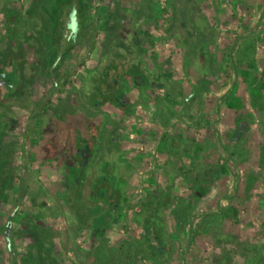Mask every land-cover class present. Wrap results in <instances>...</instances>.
Returning <instances> with one entry per match:
<instances>
[{
	"label": "rangeland",
	"instance_id": "rangeland-1",
	"mask_svg": "<svg viewBox=\"0 0 264 264\" xmlns=\"http://www.w3.org/2000/svg\"><path fill=\"white\" fill-rule=\"evenodd\" d=\"M64 1L0 0V71L11 54L26 51L27 67L42 58L26 100L6 99L0 90V264H24L29 252L42 258L49 247L50 260L42 264H264V219L257 210L264 191V0H234L235 6L223 0H78L82 40L59 58L52 44ZM121 43L133 47L160 86L136 118L117 128L134 150L129 157L141 178L131 204L173 186L175 201L166 211L173 245L162 260L134 239L138 225L129 210L101 243L77 233L66 178L37 160L41 106L92 110L82 96L91 79L84 90L81 80L101 71ZM67 71L75 85L54 90ZM241 118L249 130L231 144L228 136ZM141 128L163 133V144L150 152L138 139ZM171 135L180 139L172 153ZM141 152L148 156L140 158ZM182 206L185 215L178 213ZM10 221L14 255L6 239Z\"/></svg>",
	"mask_w": 264,
	"mask_h": 264
},
{
	"label": "flooded vegetation",
	"instance_id": "flooded-vegetation-1",
	"mask_svg": "<svg viewBox=\"0 0 264 264\" xmlns=\"http://www.w3.org/2000/svg\"><path fill=\"white\" fill-rule=\"evenodd\" d=\"M76 1L78 0L58 3L59 12L52 45L56 51L61 52L59 58L82 40L80 37L83 19L79 12V3L76 4ZM223 2L228 6L236 5L234 0ZM116 47L117 51L105 62L101 71L93 69V77H90V72H86L81 80V89L84 90L91 79V86H86V92L82 93V96L92 110L80 109L75 113L73 109L64 110L65 106H57L51 102L41 106L39 111L43 112L44 124L39 132L41 140L37 160L39 164L56 170L62 178H66L68 185L64 194L67 202L72 205L70 208L77 212L80 226L77 233L89 236L92 242L101 243L119 226L125 212L129 210L132 214L130 219L138 225L134 230V239L138 240L140 247L145 249L153 260H162L171 254L173 245L168 237L166 216V211L175 201L173 186L168 185L154 200L131 204L135 197L134 182L141 178L136 171L137 161L129 157L134 150L132 147L127 148L123 130L117 128L125 119L136 118L142 102L147 103L144 106H148L160 86L153 77V72L143 68L142 61L133 54V47L125 43ZM59 58L53 67L49 68L51 76H54L53 72L60 63ZM41 60L27 67L26 51H23L21 57L16 58L13 54L8 57L0 71V90L5 88L6 99L10 96L27 99L26 96L37 81L35 75L41 67ZM72 76V72L67 71L59 82H55L54 90H58L59 86L65 89V86L75 85L72 83ZM46 78L51 80V77ZM23 90L26 91L25 94ZM50 94L52 92H49L48 97ZM51 99L52 97H49V101ZM48 106L51 110L46 114L44 111ZM246 124L250 126L246 119L236 120L232 132ZM129 131L130 129L126 130ZM140 133L138 139L149 144L150 152H153L157 145L159 148L165 139L164 134H156V130L141 128ZM262 133L264 134V128ZM167 140L169 151L172 153L179 143V136L171 135ZM128 145H132L130 140ZM262 148L264 149V144ZM147 156L148 154L141 152L140 158ZM257 210L264 219V191L258 199ZM179 212L181 215L187 213L184 206L178 208ZM9 223L12 228V222ZM9 223L6 239L8 249L14 255L10 234L7 238ZM53 249L49 247L45 250V255L38 258L29 252V246L25 253L29 252L30 258L23 263L42 264L46 257L49 256L50 260ZM49 264H52L51 261Z\"/></svg>",
	"mask_w": 264,
	"mask_h": 264
},
{
	"label": "water",
	"instance_id": "water-1",
	"mask_svg": "<svg viewBox=\"0 0 264 264\" xmlns=\"http://www.w3.org/2000/svg\"><path fill=\"white\" fill-rule=\"evenodd\" d=\"M249 127L250 126L248 124L239 126L235 131H233L229 135V137H228L229 142L231 144L241 142L242 139L245 137L246 132L249 130ZM262 158L264 159V153L262 154ZM10 230H11V223H9V225H8L7 238H9Z\"/></svg>",
	"mask_w": 264,
	"mask_h": 264
},
{
	"label": "crops",
	"instance_id": "crops-1",
	"mask_svg": "<svg viewBox=\"0 0 264 264\" xmlns=\"http://www.w3.org/2000/svg\"><path fill=\"white\" fill-rule=\"evenodd\" d=\"M209 105H210V107H211V106H214V105H217V104H214V105H213V104L211 103V104H209ZM215 107H216V106H215ZM246 134H247V133H246ZM245 136H246V135H245ZM244 138H245V137H244ZM244 138H243V139H244ZM243 139H242V140H243Z\"/></svg>",
	"mask_w": 264,
	"mask_h": 264
}]
</instances>
